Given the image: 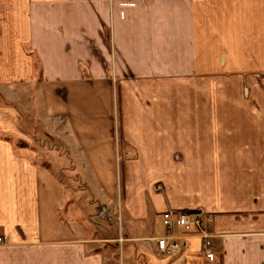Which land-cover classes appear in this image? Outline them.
<instances>
[{"label":"crops","instance_id":"0c3cea01","mask_svg":"<svg viewBox=\"0 0 264 264\" xmlns=\"http://www.w3.org/2000/svg\"><path fill=\"white\" fill-rule=\"evenodd\" d=\"M0 80V264H264V0H0ZM172 209L215 261L157 253Z\"/></svg>","mask_w":264,"mask_h":264},{"label":"built area","instance_id":"2783aa9c","mask_svg":"<svg viewBox=\"0 0 264 264\" xmlns=\"http://www.w3.org/2000/svg\"><path fill=\"white\" fill-rule=\"evenodd\" d=\"M110 212L105 208L98 214V218L107 219ZM162 226L165 229L161 237L155 238L157 253L165 258L184 256L190 250L192 243L198 242L199 251L208 262L216 260L214 250L215 238L211 231L214 216L202 211H181L172 209L161 214ZM7 242L6 237H0V245ZM124 243L122 237L117 239Z\"/></svg>","mask_w":264,"mask_h":264},{"label":"rangeland","instance_id":"374dc122","mask_svg":"<svg viewBox=\"0 0 264 264\" xmlns=\"http://www.w3.org/2000/svg\"><path fill=\"white\" fill-rule=\"evenodd\" d=\"M10 93V94H9ZM28 94H29V92H28V90H25L24 88H18L17 90H15V93H14V95L12 96L11 95V91H10V89L9 88H7V87H5V86H3V83H2V81L0 80V111H2V112H0V117H5V114H6V112H5V110L6 109H9V107L10 108H14V107H16L17 106V108L19 109V110H21L22 112H23V104H25L26 102V100H28L27 98H28ZM17 101H18V103H17ZM17 103V104H16ZM16 104V106H14ZM4 109V110H3ZM25 113V112H24ZM40 139H41V137H40ZM42 140H46L45 139V137L43 138V139H41V141ZM39 144H42V142H39ZM184 159V158H183ZM186 159V158H185ZM182 160V159H181ZM170 162H171V159L169 160V165H170ZM170 171H171V169H170ZM172 177H173V175H172V173H170V175H167L166 176V178H165V181L164 182H160L159 184L157 183L155 186H154V191L155 192H160V193H162V192H164V193H169V191H167V189H166V187L169 189L170 188V193H171V197L173 198V195H172V187H173V183H174V179H172ZM181 177L183 178H185L186 177V174H182L181 175ZM167 179V180H166ZM107 210V209H106ZM166 212V211H165ZM114 213H116L117 214V216H116V218H117V221H118V224L119 225H121V222H122V218L120 217V212H119V214H118V212L117 211H115V212H112V210H111V213H110V215L111 214H113V215H109L108 216V220L109 219H112V218H114V219H116L115 217H114ZM164 213V212H163ZM96 219V218H95ZM98 219V218H97ZM100 219V218H99ZM161 219H162V216H161ZM101 220V219H100ZM157 236H162V234H164V232H165V229L163 228V226H162V220H161V222H159V224L157 225ZM154 241H155V239H154ZM195 244H197V246H198V242H193L192 243V245L190 246L191 248H190V250H188L187 252H186V255H184V256H181V257H185V258H187V260H190L193 256L191 255L192 253H190V252H194L193 251V249H194V247H197V246H195ZM190 256H189V255ZM189 257H188V256ZM187 256V257H186ZM167 259H170V258H167ZM191 261V260H190ZM155 262L156 263H160L161 261L158 259V258H152V259H150V263H152V264H155ZM176 262H180V260L179 261H176Z\"/></svg>","mask_w":264,"mask_h":264}]
</instances>
